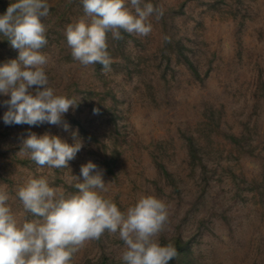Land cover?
Wrapping results in <instances>:
<instances>
[{
  "label": "rangeland",
  "instance_id": "374dc122",
  "mask_svg": "<svg viewBox=\"0 0 264 264\" xmlns=\"http://www.w3.org/2000/svg\"><path fill=\"white\" fill-rule=\"evenodd\" d=\"M15 0H0V16ZM162 9L147 37L108 33L110 70L71 56L66 26L84 17L81 0H48L45 66L49 86L77 104L61 125H6L0 95V187L22 224L16 196L29 178L75 193L72 175L92 162L104 193L126 211L141 195L168 206L157 237L182 240L170 264H264V0H145ZM125 6L134 12L130 0ZM19 51L0 36V66ZM33 86L30 91H35ZM94 109H99L94 114ZM68 124L65 131L63 124ZM29 133L83 143L68 168L19 157ZM195 149L193 154L192 149ZM123 244L107 232L72 264H123Z\"/></svg>",
  "mask_w": 264,
  "mask_h": 264
},
{
  "label": "clouds",
  "instance_id": "9594fccd",
  "mask_svg": "<svg viewBox=\"0 0 264 264\" xmlns=\"http://www.w3.org/2000/svg\"><path fill=\"white\" fill-rule=\"evenodd\" d=\"M81 0L84 17L66 26L64 36L72 59L81 66L99 64L110 70L108 33L123 39L121 30L147 37L153 26L149 20L163 15L162 9L145 0ZM50 14L48 0H15L0 16V36L19 51V57L0 66V95L10 96L6 125H61L63 116L77 101L58 95L49 86L45 66L49 57L42 53L47 43L46 25ZM35 87V91L30 89ZM94 114L99 109H94ZM64 130L69 125L63 124ZM68 144L58 136L29 133L22 138L19 157L27 156L39 167L68 168L82 149L76 140ZM92 162L81 166L83 182L72 175L75 193L51 187L46 178H29L16 196L32 220L18 223L8 206L9 195L0 187V264H72L74 255L91 241H99L107 232L122 242L123 264H170L178 257L171 243L161 245L157 237L168 218V206L153 195H141L122 212L106 198L109 185Z\"/></svg>",
  "mask_w": 264,
  "mask_h": 264
},
{
  "label": "trees",
  "instance_id": "16d2710c",
  "mask_svg": "<svg viewBox=\"0 0 264 264\" xmlns=\"http://www.w3.org/2000/svg\"><path fill=\"white\" fill-rule=\"evenodd\" d=\"M191 149H192V152H193V154H196L195 153V149H193L192 147H191ZM182 240L181 239H176L175 240V248L177 249V252H179L180 250H181V248H182ZM175 260V259H174ZM173 260V261H174Z\"/></svg>",
  "mask_w": 264,
  "mask_h": 264
}]
</instances>
